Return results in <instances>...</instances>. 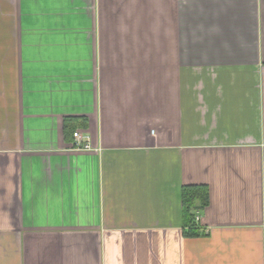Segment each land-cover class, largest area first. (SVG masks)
I'll use <instances>...</instances> for the list:
<instances>
[{
  "label": "crops",
  "instance_id": "obj_1",
  "mask_svg": "<svg viewBox=\"0 0 264 264\" xmlns=\"http://www.w3.org/2000/svg\"><path fill=\"white\" fill-rule=\"evenodd\" d=\"M0 264H264V0H0Z\"/></svg>",
  "mask_w": 264,
  "mask_h": 264
},
{
  "label": "built area",
  "instance_id": "obj_2",
  "mask_svg": "<svg viewBox=\"0 0 264 264\" xmlns=\"http://www.w3.org/2000/svg\"><path fill=\"white\" fill-rule=\"evenodd\" d=\"M73 135H74L73 147L85 148V149L91 148V143L88 136L84 135L80 131H75Z\"/></svg>",
  "mask_w": 264,
  "mask_h": 264
},
{
  "label": "trees",
  "instance_id": "obj_3",
  "mask_svg": "<svg viewBox=\"0 0 264 264\" xmlns=\"http://www.w3.org/2000/svg\"><path fill=\"white\" fill-rule=\"evenodd\" d=\"M191 224L189 225V228L187 230V233L189 235H199L202 234L201 227L198 225V223L195 221V218L192 217L190 220Z\"/></svg>",
  "mask_w": 264,
  "mask_h": 264
}]
</instances>
